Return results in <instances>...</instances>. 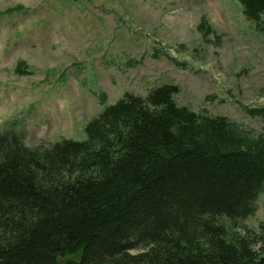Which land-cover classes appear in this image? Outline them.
Masks as SVG:
<instances>
[{"label":"trees","instance_id":"1","mask_svg":"<svg viewBox=\"0 0 264 264\" xmlns=\"http://www.w3.org/2000/svg\"><path fill=\"white\" fill-rule=\"evenodd\" d=\"M237 1L264 33V0ZM177 92L124 93L81 140L28 147L0 132V264H264L238 231L264 189V136Z\"/></svg>","mask_w":264,"mask_h":264},{"label":"rangeland","instance_id":"2","mask_svg":"<svg viewBox=\"0 0 264 264\" xmlns=\"http://www.w3.org/2000/svg\"><path fill=\"white\" fill-rule=\"evenodd\" d=\"M162 84L264 136V33L237 0H0V132L26 146L81 140L106 104ZM239 226L264 245V189Z\"/></svg>","mask_w":264,"mask_h":264}]
</instances>
